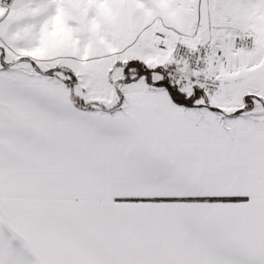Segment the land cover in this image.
Returning <instances> with one entry per match:
<instances>
[{
	"label": "snow or ice",
	"instance_id": "obj_1",
	"mask_svg": "<svg viewBox=\"0 0 264 264\" xmlns=\"http://www.w3.org/2000/svg\"><path fill=\"white\" fill-rule=\"evenodd\" d=\"M0 264H264V0H0Z\"/></svg>",
	"mask_w": 264,
	"mask_h": 264
}]
</instances>
